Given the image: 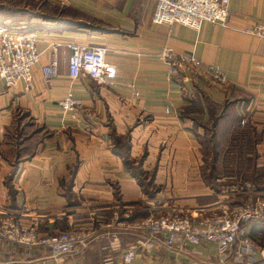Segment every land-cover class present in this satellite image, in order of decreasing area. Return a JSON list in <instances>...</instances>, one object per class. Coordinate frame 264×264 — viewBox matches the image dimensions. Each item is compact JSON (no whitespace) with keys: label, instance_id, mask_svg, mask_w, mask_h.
<instances>
[{"label":"crops","instance_id":"1","mask_svg":"<svg viewBox=\"0 0 264 264\" xmlns=\"http://www.w3.org/2000/svg\"><path fill=\"white\" fill-rule=\"evenodd\" d=\"M5 1L15 7L0 22L35 32L40 60L30 90L0 81V219L35 225L45 237L88 227L113 210L136 220L236 207L225 190L240 183L264 193V40L244 32L264 24V0H230L225 26L199 30L152 23L151 0ZM70 43L105 48L116 79L97 83L83 73L70 80ZM52 47L57 74L46 80ZM164 47L218 67L226 86L209 76L168 80L158 56ZM68 93L82 105L76 119L60 105ZM139 164L155 171L148 189L157 188L154 195L132 174ZM255 226L249 238L262 234ZM135 237L96 241L61 264H100L108 255L122 264L123 252L142 242ZM191 251L182 258L163 246L140 248L131 264H218L215 245ZM49 254L0 243V264H54Z\"/></svg>","mask_w":264,"mask_h":264},{"label":"built area","instance_id":"2","mask_svg":"<svg viewBox=\"0 0 264 264\" xmlns=\"http://www.w3.org/2000/svg\"><path fill=\"white\" fill-rule=\"evenodd\" d=\"M151 1V21L156 25L179 24L199 30L204 23L225 26L229 16L230 0ZM60 4L63 5L64 2L61 1ZM244 32L264 40L262 23H257ZM55 49L52 47L49 64L43 68L46 80L57 74ZM67 51L70 80H76L83 73L89 74L97 83L116 79V67L104 59L105 48L70 43ZM158 56L164 62L166 78L170 81L177 76H183L188 81H198L209 76L220 86L227 84L225 74L218 67L203 66L193 54L177 53L164 47ZM39 60L35 32L17 31L9 23L0 25V81L7 89L23 82L25 90H30L32 70ZM60 105L65 112L71 113L72 119H76L82 111L80 101L70 93L61 100ZM250 188V185L244 184V187L232 186L226 191L233 195L245 192L247 200L238 208L225 205L216 211L194 214L170 210L162 214H150L139 220H130L127 212L113 210L109 216L94 220L88 227L65 229L45 237L39 235L37 226L27 227L7 216L0 219V243L24 248H45L49 250V258L54 264H61L64 257L80 254L96 241L117 234H131L142 238V242L123 252L122 264L133 263L140 248L150 252L163 246L182 258H188L195 254L191 248L208 244L215 245L218 264H264V248L257 250L247 234L249 227L264 223V195L247 194ZM103 264L115 262L112 258H105Z\"/></svg>","mask_w":264,"mask_h":264},{"label":"rangeland","instance_id":"3","mask_svg":"<svg viewBox=\"0 0 264 264\" xmlns=\"http://www.w3.org/2000/svg\"><path fill=\"white\" fill-rule=\"evenodd\" d=\"M8 6H11V5H9L8 4V2L7 1H5V0H0V9L2 10L1 12H0V15L1 16H7V12H6V8L8 7ZM31 6H33V4H31ZM11 7H15V6H11ZM30 130H32V129H30ZM34 130V129H33ZM141 159H143V158H141ZM142 160H140L139 162H141ZM137 166H140L141 167V165L139 164V165H135V168H138ZM140 170H141V174H137V173H139V172H136V174L134 173L133 175H135V176H137V179H138V182H139V184H140V186L142 187V189H143V191L146 193V194H150V195H154L155 194V192H156V190H157V188L156 189H154L153 188V190L152 191H149L148 189H149V187H151L152 185H153V181H152V178H153V175H154V172L155 171H153V170H151V171H149V172H144L141 168H140ZM132 172H134L133 170H132ZM150 176H151V178H150ZM150 185V186H149ZM248 185H250L251 186V188H252V185L251 184H248ZM264 185V183H262L260 186H263ZM235 187H239V186H241V187H244V184L243 183H240V184H236V185H234ZM232 187V186H231ZM231 187H228L229 189L231 188ZM253 187H255V186H253ZM249 189V192H247V194H250V195H252V194H259L260 192L259 191H257V192H253L252 190H253V188L252 189ZM228 190V189H227ZM227 190H225V192L227 191ZM242 190V189H241ZM240 190V191H241ZM244 190V189H243ZM257 190V189H256ZM239 191V192H240ZM226 193H228V192H226ZM245 192L243 191V193H238V194H236V195H234V198L232 199V202H233V204H236V203H238L237 205V207L236 208H238L242 203H244L246 200H247V198L245 197V195L246 194H244ZM263 195H264V193H263ZM222 206H225V205H221V207ZM227 206H229V205H227ZM229 207H232V206H229ZM141 211V210H140ZM169 211V210H168ZM167 212V211H166ZM184 212H186V211H184ZM128 213V212H127ZM142 213V212H141ZM163 213H165V212H163ZM186 213H189V212H186ZM129 215H130V218H131V214L130 213H128ZM162 214V213H161ZM190 214V213H189ZM255 228L256 229H259V228H264V223H262V224H259V225H257V226H255ZM120 237H125V239L127 240L128 238H129V241L130 240H133V239H135L136 237L135 236H132L131 234H117V235H113V236H111V237H107V238H103V239H101V240H107V239H111V238H117V239H120ZM131 238V239H130ZM251 241H252V243H253V245L257 248V250H261V249H263L264 248V234L262 233L260 236H252L251 238ZM100 241V240H99ZM84 253V252H83ZM78 256H81L80 254L78 255ZM115 257H116V255H108V256H106L105 258H112L113 259V261L115 262ZM104 258V259H105ZM260 258V256L258 255V259ZM103 259V260H104ZM217 261H218V258H217ZM93 264H97L96 262H94ZM100 264H103V261L101 260L100 261Z\"/></svg>","mask_w":264,"mask_h":264},{"label":"trees","instance_id":"4","mask_svg":"<svg viewBox=\"0 0 264 264\" xmlns=\"http://www.w3.org/2000/svg\"><path fill=\"white\" fill-rule=\"evenodd\" d=\"M2 10L0 9V12H1ZM2 24H4L2 21L0 22V25H2ZM9 26H11L13 29H16L17 27H18V25L17 24H14L13 22H11V23H9ZM18 31V30H17ZM28 31H32V30H20V32H28ZM117 143H119V140L118 139H115V145H117ZM125 149H126V145H125V147H124ZM124 152H123V154H125L126 152H127V150H123ZM138 168H135V167H130V169L131 170H133L134 172H132V174H136V172H139V173H137V174H141V170H140V166H137ZM146 217V216H145ZM142 218H144V216L143 217H136V220H139V219H142ZM135 218H133V216H131V218H130V220H134ZM257 232H260V233H263L264 234V228H259V229H257L256 230ZM252 235H250V237H251ZM249 237V236H248Z\"/></svg>","mask_w":264,"mask_h":264}]
</instances>
